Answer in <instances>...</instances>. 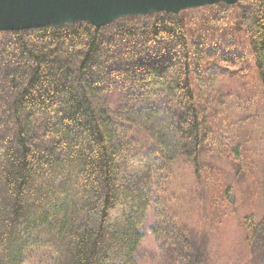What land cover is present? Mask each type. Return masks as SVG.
Segmentation results:
<instances>
[{"label": "trees", "instance_id": "obj_1", "mask_svg": "<svg viewBox=\"0 0 264 264\" xmlns=\"http://www.w3.org/2000/svg\"><path fill=\"white\" fill-rule=\"evenodd\" d=\"M232 33L245 35L264 93V0L0 33V264L39 249L55 264H141L153 209L167 264H209L161 213L160 191L176 161L199 166L204 152L211 171L239 165L226 198L253 175L245 121L225 116L212 134L213 101L194 88L200 54ZM241 228L250 264H264V217Z\"/></svg>", "mask_w": 264, "mask_h": 264}, {"label": "rangeland", "instance_id": "obj_2", "mask_svg": "<svg viewBox=\"0 0 264 264\" xmlns=\"http://www.w3.org/2000/svg\"><path fill=\"white\" fill-rule=\"evenodd\" d=\"M202 54L195 66L194 88L200 100L213 101L205 110L210 116L209 131L213 134L225 116L245 121L250 141L245 162L253 175L248 179L239 176L237 182H231L232 190L226 198V180L237 174L239 165L223 158L218 170L211 171L210 166L217 161L212 154L204 152L199 166L182 157L166 174L159 209L180 228L190 231L207 251L209 264H250V248L241 223L251 216L258 223L264 217L263 85L243 33L226 36L212 52ZM219 204L223 205L221 211L215 208ZM156 214L153 209L144 226L141 264H167L162 243L152 232ZM56 259L51 250H32L26 264H55Z\"/></svg>", "mask_w": 264, "mask_h": 264}, {"label": "water", "instance_id": "obj_3", "mask_svg": "<svg viewBox=\"0 0 264 264\" xmlns=\"http://www.w3.org/2000/svg\"><path fill=\"white\" fill-rule=\"evenodd\" d=\"M244 0H0V33L87 23L96 28L120 19L183 11Z\"/></svg>", "mask_w": 264, "mask_h": 264}]
</instances>
